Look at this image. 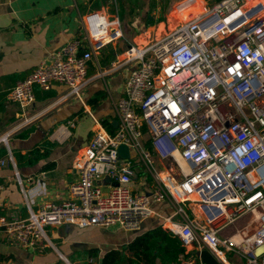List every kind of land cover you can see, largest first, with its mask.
<instances>
[{"label": "built area", "instance_id": "obj_1", "mask_svg": "<svg viewBox=\"0 0 264 264\" xmlns=\"http://www.w3.org/2000/svg\"><path fill=\"white\" fill-rule=\"evenodd\" d=\"M172 12L144 42L128 43L109 67L107 72L133 66L115 105L116 129L110 134L98 124L76 155L78 180L69 199L37 211L27 207L23 219L0 215V234L9 245L35 250L42 241L50 244L47 227L61 225L138 231L155 215L153 203L170 201L175 212L162 228L187 252L204 249L217 264H228L227 253L245 264H264V0L210 6L182 0ZM122 37L119 17L87 13L82 37L50 53L8 91L7 101L24 112L34 102V87L49 90L53 84L78 96L88 82L89 61ZM144 127L159 163L142 144ZM8 135L0 139L6 146ZM120 146L129 158L119 156ZM133 151L153 179L147 192L131 188ZM7 162L13 163L9 150L0 169ZM103 180L106 191L98 185ZM233 228L236 241L225 235ZM197 253L179 264H202Z\"/></svg>", "mask_w": 264, "mask_h": 264}, {"label": "crops", "instance_id": "obj_2", "mask_svg": "<svg viewBox=\"0 0 264 264\" xmlns=\"http://www.w3.org/2000/svg\"><path fill=\"white\" fill-rule=\"evenodd\" d=\"M107 1L0 0V139L9 133L8 146L0 140V150H6L0 159L6 157L8 150L13 159V163L7 162L0 169V215L16 214L23 219L28 216L27 207L37 211L46 203L60 204L68 200L69 187L78 180V174L72 167L76 155L92 140L98 124L110 134L115 132V105L123 96L125 79L133 66L107 71L126 50L128 43L144 42L157 25L155 23L145 31L138 29V21L148 10L149 0H129L132 8L139 11L137 15H141H136L130 25L124 15L119 18L123 38L105 45L89 61L88 82L78 96L69 95L68 89L60 84H53L49 90L36 86L33 89L34 102L24 112L6 99L8 91L25 79L50 53L68 41L82 37L84 15L99 11L108 16L105 13ZM180 1L167 0L166 7ZM208 1L203 0L209 5ZM126 12L129 14L131 9ZM174 16L170 12L169 19ZM146 143H149L147 148L152 149L150 142ZM32 150H37L35 155L25 156ZM151 153L158 162L154 149ZM135 180L136 176L131 185L133 191L149 190L150 187L144 183L143 190L137 191ZM102 185L106 191L105 180ZM151 209L155 215L144 219L138 231L99 227L79 229L61 225L47 227L49 234H46L48 239L50 235L62 242L70 233H86L84 238H78L80 243L73 248L89 251L87 257L77 256L72 261H66L69 264H99L107 251L119 250L137 235L157 225L162 227L164 218L174 214L175 205L163 201L153 203ZM187 214L192 218L189 209ZM129 233L131 236L125 237ZM48 247L49 244L42 241L35 250H23L9 245L0 234V253L9 256L7 264H62L55 253L48 251ZM93 251L98 252L97 257ZM198 251L199 248L195 247L191 253L196 255ZM67 253L71 255L73 249L70 248ZM226 258L228 264H245V260L234 253H227ZM195 264H199L198 260Z\"/></svg>", "mask_w": 264, "mask_h": 264}, {"label": "rangeland", "instance_id": "obj_3", "mask_svg": "<svg viewBox=\"0 0 264 264\" xmlns=\"http://www.w3.org/2000/svg\"><path fill=\"white\" fill-rule=\"evenodd\" d=\"M214 1L215 0L208 1L209 6ZM175 2L177 3L178 1H175ZM131 5L132 4H130L129 0H108L105 4V13L108 16H116L119 18H122V15H124L126 21H128V24L130 25L132 20L136 17V15L139 12L138 10H135L136 8H132ZM124 6L126 7V10L124 9ZM172 7L173 6L166 7L165 2L161 0L160 1L159 0H149L148 10H145V12H143L144 15L142 14V18H140L138 21V29H140L141 31L149 30L151 26H149L150 28L146 27L147 20L155 21L157 24H158L157 22L158 20H161V22H165L170 12H172ZM129 9H131V12L128 14V12L126 11ZM140 15L141 14L137 15V17H139ZM154 25L156 24H153V26ZM129 27L131 28V26ZM142 135H143L142 144L144 145L145 149H148L147 147L149 146V143H146V141L148 140V133L145 127L142 130ZM131 161L133 162V169L136 173L135 189L137 191L143 190L144 183L147 184L151 188L153 184V179L151 175L149 174V172L147 171V169L144 167V165L140 162L138 156L136 155L134 151L131 153ZM176 171H178L177 168H176ZM102 184H103V181H100L98 183L99 186L104 187V185ZM249 219L250 218L244 219L243 221L238 222L240 224L237 223L236 225L241 226L242 224L241 222L249 221ZM46 230H47L46 231L47 234H49L48 229ZM86 235L87 234L83 232L77 233V234L70 233L66 236L67 238L65 237V239L62 240V242L55 240L53 237L49 235V239L52 242V244H49L48 251L49 252L52 251L53 253H55L58 257L57 260H59V262L61 261L62 264H69L66 260L72 261V259L76 258L77 256H79L80 258H82L83 256L87 257V255L89 254V251L82 250L80 248H75V249L73 248L75 247L74 245H78L80 243L78 238L79 239L84 238ZM127 235L131 236V234L129 233V234H126L125 237ZM70 248L73 249V253H71V255L67 253V250H69ZM233 262L235 261L233 260Z\"/></svg>", "mask_w": 264, "mask_h": 264}, {"label": "trees", "instance_id": "obj_4", "mask_svg": "<svg viewBox=\"0 0 264 264\" xmlns=\"http://www.w3.org/2000/svg\"><path fill=\"white\" fill-rule=\"evenodd\" d=\"M161 1L167 4V0ZM157 22H161V20ZM155 23V21L147 20L146 27ZM36 152L37 150H32L25 156H33ZM5 153V149L0 150V156ZM93 253L94 256H98L97 251H93ZM192 255L193 253L187 252L182 247L175 235L157 225L137 235L121 249L107 251L102 257V264H179ZM8 260L9 256L0 253V264H7Z\"/></svg>", "mask_w": 264, "mask_h": 264}, {"label": "water", "instance_id": "obj_5", "mask_svg": "<svg viewBox=\"0 0 264 264\" xmlns=\"http://www.w3.org/2000/svg\"><path fill=\"white\" fill-rule=\"evenodd\" d=\"M118 154L121 158H129V151L125 146H120L118 148ZM197 254L199 255L202 264H217V261L208 251L203 250ZM99 264H102L101 260L99 261Z\"/></svg>", "mask_w": 264, "mask_h": 264}, {"label": "bare ground", "instance_id": "obj_6", "mask_svg": "<svg viewBox=\"0 0 264 264\" xmlns=\"http://www.w3.org/2000/svg\"><path fill=\"white\" fill-rule=\"evenodd\" d=\"M176 161L179 163V165L182 167V169L185 171V172H188V169L186 168L185 164L180 160V158L178 157L177 153L174 152L173 153ZM235 231H236V228L234 229H228L226 232H225V235H228V236H231L233 238V240H237L236 238V234H235Z\"/></svg>", "mask_w": 264, "mask_h": 264}]
</instances>
